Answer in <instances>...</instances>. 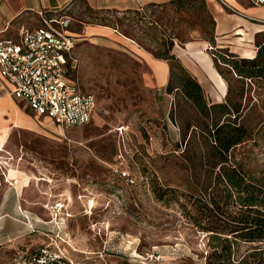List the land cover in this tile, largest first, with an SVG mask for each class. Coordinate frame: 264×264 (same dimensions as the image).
I'll return each mask as SVG.
<instances>
[{"label":"rangeland","instance_id":"374dc122","mask_svg":"<svg viewBox=\"0 0 264 264\" xmlns=\"http://www.w3.org/2000/svg\"><path fill=\"white\" fill-rule=\"evenodd\" d=\"M191 2L180 10L168 2L145 6L130 16L101 10L88 14L85 25L75 15L70 26L79 58L75 77L95 95L91 120L61 126L36 116V128L15 131L5 151L27 178L23 194L36 201L42 243L72 249L96 264L219 262L208 256L212 244L207 232L193 223L199 201L192 194V167L180 155L184 142L170 115L175 95L165 89L173 62L155 54L154 35L163 31L173 37L171 52L212 103L225 100L228 86L216 66L218 52L247 56L263 34H256L255 41L246 32L242 40L235 29L218 34L212 3ZM96 23L110 29L90 31L92 26L104 28ZM221 66L234 94L244 85L246 121L254 126L253 137L235 146V158L262 167L264 79L237 78L227 64ZM182 111L192 120L188 104ZM156 182L166 187L160 198ZM244 256L250 264H264V242L240 241L232 257L239 261Z\"/></svg>","mask_w":264,"mask_h":264},{"label":"trees","instance_id":"16d2710c","mask_svg":"<svg viewBox=\"0 0 264 264\" xmlns=\"http://www.w3.org/2000/svg\"><path fill=\"white\" fill-rule=\"evenodd\" d=\"M191 1L170 0L168 3L180 10L192 6ZM162 4L165 3L150 6ZM123 12L130 16L140 10ZM149 22L153 25L155 21ZM154 38L155 54L173 62L165 89L175 95L170 115L179 125L184 142L180 155L185 165L192 167V194L199 201L196 204L199 214H192L193 223L209 236L212 244L209 258H220L219 262L210 259L207 264H250L245 256L234 261L232 254L240 241L264 242V166L251 168L235 158V146L253 137L254 126L246 121L248 116L242 100L244 85L234 94L235 88L221 65L227 64L237 78L264 79V33L258 38L252 56L218 52L216 66L228 86L225 100L212 103L207 101L199 80L171 52L173 37L161 31ZM184 103L193 109L192 120L183 117ZM165 188L156 182L154 190L159 198Z\"/></svg>","mask_w":264,"mask_h":264},{"label":"crops","instance_id":"0c3cea01","mask_svg":"<svg viewBox=\"0 0 264 264\" xmlns=\"http://www.w3.org/2000/svg\"><path fill=\"white\" fill-rule=\"evenodd\" d=\"M169 1L74 0L68 4L69 0H0V37L8 36L19 40L22 32L40 24L42 13L52 15L54 10H58L59 13H69L74 16V20L77 14L79 18H82L77 20L85 25L86 22L83 19L88 18V14L101 10L142 9L151 4ZM209 1L216 13L215 29L218 34L226 35L235 29L234 33L238 34L242 40L246 32L249 39L255 41L256 34L264 33V22L259 20L264 19L263 5L252 3L250 0H224L243 13L240 14L238 11L237 13L227 11L226 5L221 0ZM96 24L104 28L92 26L89 30L107 32L110 29L109 26ZM252 50L253 52L250 51L247 56L253 55L255 50ZM161 65L163 66L161 72L165 74L168 71V65L164 62ZM219 76L224 90L223 78ZM36 116L39 115L28 108L24 100L9 93L5 79L0 76V264H28L40 246L39 241L43 242L37 237L36 201L34 198L27 200L23 194L27 178L24 176V171L14 165L10 160L11 156L5 152L10 143V137L15 131L36 128ZM65 252L74 261L80 259L77 252L72 249Z\"/></svg>","mask_w":264,"mask_h":264},{"label":"built area","instance_id":"2783aa9c","mask_svg":"<svg viewBox=\"0 0 264 264\" xmlns=\"http://www.w3.org/2000/svg\"><path fill=\"white\" fill-rule=\"evenodd\" d=\"M250 1L264 6V0ZM40 17V24L22 32L19 40L0 37V76L5 79L9 93L24 100L36 115L46 116L61 126L85 124L93 116L96 98L82 89L75 77L79 58L70 28L74 16L54 10L52 15L42 13ZM28 264L96 263L83 258L74 261L60 247L42 243Z\"/></svg>","mask_w":264,"mask_h":264},{"label":"bare ground","instance_id":"6f19581e","mask_svg":"<svg viewBox=\"0 0 264 264\" xmlns=\"http://www.w3.org/2000/svg\"><path fill=\"white\" fill-rule=\"evenodd\" d=\"M76 34V33H75Z\"/></svg>","mask_w":264,"mask_h":264}]
</instances>
